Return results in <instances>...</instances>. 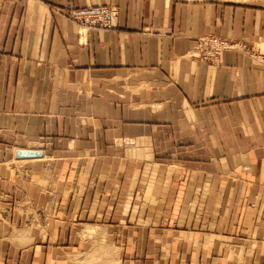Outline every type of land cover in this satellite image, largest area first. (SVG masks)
Returning <instances> with one entry per match:
<instances>
[{"label": "crops", "instance_id": "1", "mask_svg": "<svg viewBox=\"0 0 264 264\" xmlns=\"http://www.w3.org/2000/svg\"><path fill=\"white\" fill-rule=\"evenodd\" d=\"M0 264H264V0H0Z\"/></svg>", "mask_w": 264, "mask_h": 264}, {"label": "built area", "instance_id": "2", "mask_svg": "<svg viewBox=\"0 0 264 264\" xmlns=\"http://www.w3.org/2000/svg\"><path fill=\"white\" fill-rule=\"evenodd\" d=\"M63 15L83 33L91 29L114 30L118 27L119 9L113 5L68 8ZM226 51H236L260 63L263 62V59L246 41L232 40L216 35L200 38L197 48L190 53V57L199 62L218 65Z\"/></svg>", "mask_w": 264, "mask_h": 264}, {"label": "water", "instance_id": "3", "mask_svg": "<svg viewBox=\"0 0 264 264\" xmlns=\"http://www.w3.org/2000/svg\"><path fill=\"white\" fill-rule=\"evenodd\" d=\"M40 156H42V154L40 152H35V151H21L18 153V157L21 158H33Z\"/></svg>", "mask_w": 264, "mask_h": 264}]
</instances>
